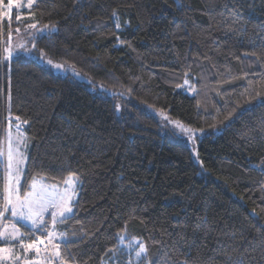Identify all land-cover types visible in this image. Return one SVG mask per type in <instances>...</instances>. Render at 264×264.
Segmentation results:
<instances>
[{
    "label": "trees",
    "instance_id": "trees-1",
    "mask_svg": "<svg viewBox=\"0 0 264 264\" xmlns=\"http://www.w3.org/2000/svg\"><path fill=\"white\" fill-rule=\"evenodd\" d=\"M34 11L22 24L58 29L35 36L37 53L130 99L118 115L112 98L36 60H4L18 23L0 15V139L9 119L27 138L22 188L33 177L48 186H61L69 171L80 178L76 219L54 229L66 234L56 242L62 253L102 264L126 232L156 264H179L183 253L202 264H227L224 253L264 264V107L244 103L246 90L264 83V60L244 55L264 54V0H44ZM245 72L247 79H233ZM142 104L200 133L202 169ZM25 232V243L47 235Z\"/></svg>",
    "mask_w": 264,
    "mask_h": 264
},
{
    "label": "snow or ice",
    "instance_id": "snow-or-ice-1",
    "mask_svg": "<svg viewBox=\"0 0 264 264\" xmlns=\"http://www.w3.org/2000/svg\"><path fill=\"white\" fill-rule=\"evenodd\" d=\"M44 0H9L8 9H9V21L11 20L10 11L13 7L18 9V14L16 15V20L19 21L22 17V12L19 10L27 9L29 10V18L34 19L35 11L34 6L39 7ZM79 2V0H77ZM3 15V14H0ZM113 17L117 18V12L114 10L112 13ZM238 23V22H234ZM11 26V23L9 24ZM116 28L119 29L121 25L119 22L116 23ZM27 30H33L28 33L30 40L32 41V48L36 47L35 44V36L37 33H45L47 32L49 35L58 31L56 25H44L43 28H38L37 23H29L26 26ZM228 31H235L234 28L229 27ZM17 33L20 32V28L17 27L15 29ZM12 33L11 31L8 33L7 41L5 42V56L4 60L11 61L14 51L12 44ZM117 40L120 44H124L125 41L120 40V37L117 36ZM18 49H23L25 52L30 51L25 45L24 42L19 43L16 46ZM245 56H255L257 60H264V54L257 55L256 52H245ZM41 59H44V56L41 55ZM205 60H210L206 55L204 56ZM47 64L52 67L60 70L64 66L59 63H54L51 59H48ZM257 73L253 72L251 75H256ZM79 75V73H77ZM184 76H188V72H184ZM249 73L245 72L242 77L237 76L233 77V79H247ZM249 85H252L253 82L248 80ZM184 85H189L188 79L184 80ZM177 87H182V85H177ZM260 90H246L245 95L248 97L245 99V104H252L253 101H258L260 107H264V83L259 84ZM190 91L195 92L196 89L194 86H190ZM131 92V89H129ZM152 107V105H149ZM240 107V105H237ZM249 111L251 109H248ZM116 111H120V106H116ZM164 120L172 123L174 127L180 129L181 132L184 133H192L193 130L190 128H186L180 121H172L168 117L167 114L162 111L159 113ZM235 115V109L232 112L228 113L225 117L226 120H231ZM17 121L20 120V117H15ZM27 123V121H24ZM261 128H264V120L260 121ZM11 119H9V131H8V150H7V182L4 187V196L2 202H0V221H6V213L10 212L11 217L14 220L22 221L24 224L29 225L32 230H41L47 233L45 238L37 237L32 239L31 241L25 243L23 236L24 233L20 232V229L17 227L16 223L11 221H7L0 225V240L5 242L4 246H0V264H16L17 261H20L22 258L25 261V264H41L40 259L36 260H28L25 257H22L21 254H17L14 252V248L16 245L10 244V241H19V247L22 249L23 253H27L29 251H35L37 257H40L41 251L44 252V256L42 258L43 264H77L75 257L71 255H67L62 253L61 245L56 243L57 240L66 239L65 233H57L54 231L57 224H63L68 220H75V212L74 208L77 207L76 197L78 196L77 186L80 183L79 175L74 171H69L66 178L63 179L64 188L62 191L57 190L55 185L49 187L43 181V178L37 179L36 177L32 178V183L27 186V190L21 192L20 186V169L19 165L23 163V157L19 152L18 148L13 147V139L11 133ZM215 128V125H212ZM17 133L20 132V124H16ZM203 131V130H201ZM189 139H193L190 135ZM23 142V140H18V143ZM0 156H4V152L0 150ZM48 213L50 216V221L45 219V214ZM79 223V221H76ZM49 223L51 224V229L49 230ZM11 228V231H9ZM117 237L119 238L120 244H124V235L122 232L117 233ZM181 239H183V235L181 234ZM139 245L136 248V245ZM43 246V248H41ZM125 247L134 250V256L137 264H156V262L149 258L148 247L146 244L141 243L138 240L131 241L128 244H124ZM117 248H109L107 249L108 253L115 254ZM262 253H264V247L261 249ZM182 259L179 260V264H202L199 257H192L190 253H183ZM225 261L227 264H241L243 257L237 258V260L233 261V257L229 253H224ZM167 259V257H166ZM254 259V257H253ZM86 264V262H84ZM102 264L105 262L102 261ZM128 264H132V261L129 260Z\"/></svg>",
    "mask_w": 264,
    "mask_h": 264
},
{
    "label": "rangeland",
    "instance_id": "rangeland-1",
    "mask_svg": "<svg viewBox=\"0 0 264 264\" xmlns=\"http://www.w3.org/2000/svg\"><path fill=\"white\" fill-rule=\"evenodd\" d=\"M77 1V0H76ZM81 0H79L80 2ZM8 2L9 0H5L4 2L0 1V13L3 14L1 15V17L9 23H12L13 21L18 23V25L15 27V29L17 27L20 28V32L17 33L15 31V33H13V39H12V44H13V51H14V55H21L24 56L28 59H33L36 60L40 65H42L44 68L48 69L49 71H51L53 74L58 75V76H62V77H68L71 79H74L76 81H79L81 83H83L89 91L98 94L100 96L103 97H109L112 98L114 100V104H115V109L116 106L119 105L120 106V111L116 113L119 115L122 113L123 109L126 106L125 102H130L129 96L121 91H114L112 89L106 88L103 84L97 82V83H93V81L86 75L80 73L79 71H77L74 67L70 66V65H65L62 63H59L55 60H52L54 63H59L62 64L64 67L60 70L52 67L51 65L47 64V60L50 58L45 57L43 54L37 53L34 48H32V41L29 38L28 33L30 31L33 30H27L25 24H22V21L24 18H27L29 16V14H25L24 11H28L26 8L19 10L21 11L22 17L19 21L16 20V15L18 14V9L16 7H13L10 11V17L11 20L9 21V9H8ZM38 28H43V27H38ZM39 34V33H37ZM36 34V35H37ZM6 41H7V37H6ZM5 41V42H6ZM24 42L26 47L28 49H30V51L25 52L23 49H18L16 46L21 43ZM41 55L44 56V59H41ZM77 73H79V75H77ZM140 106V108L146 112H148L149 114L154 115L155 117L158 118V120L161 122V124H170V126L172 127L173 131H176L180 136L179 138L187 144V146L190 148V152H191V156L193 158V161L195 162V164L202 169V166L199 162L198 159V155H197V148H196V143H195V136H199L200 133L198 131L193 130L192 133H184L181 132L180 129L174 127V125L172 123H169V121L164 120L162 118V116L159 114L161 111L156 110L153 107H149L147 105H138ZM171 120V119H170ZM175 121V120H172ZM9 123V121H8ZM11 124L14 125V121H11ZM185 126V125H184ZM186 128H189L187 126H185ZM191 129V128H190ZM8 131H9V127L7 126V128L4 130L5 134L4 137H2V139H0V150H2L4 152V156H0V174L2 176V186L0 187V202H2L3 200V196H4V187L5 184L7 182V150H8ZM11 133H12V139H13V147L14 148H18L19 152L21 153L22 157H23V163L19 165V169H20V186H21V192L23 193V191H26L22 188V182H23V173L25 170V166L27 163V159H28V147H29V143L27 141V138L25 136V134L23 132H19V134L17 133V129H15L14 126L11 127ZM192 136L193 139H189V136ZM182 137V138H181ZM23 140V142L18 143V140ZM39 180V179H38ZM32 183V182H31ZM30 183V184H31ZM29 184V185H30ZM51 187V186H49ZM57 190L62 191L64 188V184H62L61 186H56ZM79 188H80V183L77 186V191H78V196H79ZM78 196L76 197V201L78 199ZM6 221H0V225H2L3 223L7 222V221H11L13 223H16L17 227L20 229L21 233H24L23 238L25 237V234L27 232H36L37 230H32L30 229L29 225L24 224V222L22 221H18V220H14L11 215L10 212L6 213ZM48 218L50 221V216L48 213L45 214V219ZM9 231H11V228H9ZM55 231V230H54ZM56 232V231H55ZM57 233V232H56ZM124 235V244H128L131 241H135L138 240L141 242V240L136 237V236H129L126 232L122 233ZM57 235H59L57 233ZM60 240H57L55 242H59ZM117 241H118V249L116 251L115 254H111L110 256H108L106 259L103 260V262H105V264H128L129 260L132 261V264H137L136 260H135V256H134V250H131L127 247L124 246V244H120L119 242V238L117 237ZM0 243L3 244V246L5 245V242L0 240ZM10 244H18L19 245V241H10ZM142 243V242H141ZM136 248L139 247V245L137 244L135 246ZM17 247H15L13 250L14 252H16L17 254H19L18 250L16 249ZM41 248H43V246H41ZM29 252H33L35 255L32 258H29L28 260H36V259H40L41 260V264H43V256H44V252L41 251L40 253V257H37L35 251H29ZM24 253L25 256L28 257V254ZM23 264H25V261L23 262Z\"/></svg>",
    "mask_w": 264,
    "mask_h": 264
}]
</instances>
